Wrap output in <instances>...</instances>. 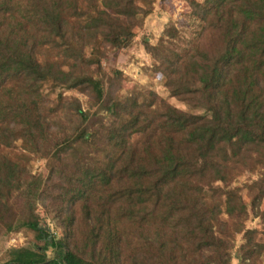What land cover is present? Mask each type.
Masks as SVG:
<instances>
[{
    "label": "trees",
    "instance_id": "16d2710c",
    "mask_svg": "<svg viewBox=\"0 0 264 264\" xmlns=\"http://www.w3.org/2000/svg\"><path fill=\"white\" fill-rule=\"evenodd\" d=\"M188 8V41L169 23L143 48L193 113L145 89L116 95L121 74L102 76L150 0H0V228L42 243L0 264H231L236 234V264L257 263L264 241L243 223L249 211L264 225V0ZM244 171L258 174L247 204L228 184Z\"/></svg>",
    "mask_w": 264,
    "mask_h": 264
},
{
    "label": "rangeland",
    "instance_id": "374dc122",
    "mask_svg": "<svg viewBox=\"0 0 264 264\" xmlns=\"http://www.w3.org/2000/svg\"><path fill=\"white\" fill-rule=\"evenodd\" d=\"M150 13L137 25L135 35L131 44L121 50H107L104 59H102L100 67L104 80L117 77V72L121 74L120 82L116 87V95L128 98L131 94L139 89L152 91L155 95L171 105L172 107L185 111L192 112L184 103H181L174 98H169L166 89L162 86L160 75H154L152 72V61L149 55L143 48V42L154 45L162 34L165 25L169 23L174 26L180 33L183 41H188L192 34L193 22L188 17L189 4L193 0H150ZM201 2L202 0H195ZM184 46V44H182ZM106 79V80H107ZM64 97L77 100L81 107H85L89 103L88 97L75 91L63 93ZM18 144L15 145L16 150ZM45 161L41 158H32L28 163V169L31 175L35 178H43L45 175ZM258 177L256 172L244 171L240 175L234 177L230 181L229 187L238 188L239 193L244 203L249 202V196L246 193L245 185L255 181ZM261 208H264V202L261 203ZM16 230L11 233H5L0 228V263L7 260V252L11 249L33 248L38 249L42 243L34 237V233L26 229L20 228L16 224ZM245 229H256L259 233L256 241L262 242L264 238V225L260 223L257 217H254L252 212L248 211L247 217L243 223ZM41 229L47 233L50 239L57 241L60 237L58 228L54 225L49 217L46 218L44 224L40 225ZM233 249L231 252V264H236L234 252L242 243L241 234H236L233 240ZM59 251L57 249L48 248L46 251L47 258H55L58 260ZM256 264H264V251L258 258Z\"/></svg>",
    "mask_w": 264,
    "mask_h": 264
}]
</instances>
